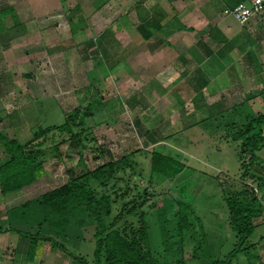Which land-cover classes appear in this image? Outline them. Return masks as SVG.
<instances>
[{
    "label": "rangeland",
    "instance_id": "1",
    "mask_svg": "<svg viewBox=\"0 0 264 264\" xmlns=\"http://www.w3.org/2000/svg\"><path fill=\"white\" fill-rule=\"evenodd\" d=\"M128 1L34 0L35 22L26 26L25 30L29 38H36L32 46L41 48H35L31 57H37V60L46 59L49 66H46L44 72L45 79L50 81L51 94L63 93V102L51 97L41 106L34 101L32 121L23 130H17L13 126L15 116H9L6 112L1 113L6 119L0 123L2 122L5 131L11 130V138L16 136L24 142L32 138L40 126L65 122L67 113L79 107L78 116L85 122L83 125H74V131L81 133L84 145L79 143L81 137L79 140L77 137L73 138L69 132H50L42 147L53 148L55 151L44 157L42 174L24 189L21 188L12 203L7 202L4 205L0 211V225L7 227L11 223L23 230L44 232L37 223L12 222L10 209L5 210L10 205L12 209L63 184L70 177L93 170L100 163L122 157L128 151L140 147V151L131 155L136 160L135 165H127L125 170H120L107 187L90 180L98 194L107 192L111 195L113 210L110 215H106V220L110 222L126 205L120 226L125 224V220H133L137 225L141 217L139 213L143 211L149 229V248L162 264H173L179 257L171 248V241L175 237V216L179 205L184 204L190 210L195 231L192 236L187 234L183 242L189 254L194 244L197 246V255L187 256L186 264H217L218 260L226 257L238 240L229 222L226 200L228 194L238 192L246 185L249 194L258 195L264 203V189L260 187L259 181L244 174L248 156L241 153V140L233 135L237 130L235 125L245 123L258 114H264V94L258 92L261 87L246 85L247 91H243L251 95L258 93L259 96L257 99L244 101L246 98L242 93L243 88L236 89L232 86L235 94L230 100L231 108L200 115L193 112V106L176 103L179 99L176 95H171L168 99L162 98L153 106L146 104L156 98L152 88L138 90L137 76L143 73L138 47L143 42V36L134 34L138 33L134 30L135 22L131 19L129 32L133 31L130 36L134 39L130 50L136 49V53L132 52L128 59L123 60L122 50L119 49L121 45L116 47V40L110 43L112 46L108 50L115 45L116 50L113 51L119 53L118 55H106L103 46L108 45L105 40L111 30L108 28L109 31L105 33L101 28L117 20L119 23L111 26L117 31L125 19L131 18L125 12ZM224 7L217 12H224ZM27 9L31 10L29 5ZM14 16L18 18L16 12ZM118 35L123 36V33ZM113 37L117 38L116 35ZM90 38L95 39L97 44L94 49L88 46L86 50V42ZM43 47L45 50L49 49V53H37ZM31 63L35 65L34 62ZM179 88L176 87L175 90ZM229 91L227 89L225 93ZM143 94L145 99L141 97ZM181 97L188 98L184 94ZM89 105L90 114L85 115ZM107 149L112 155L107 152L101 155V151ZM153 151L183 160L186 167L172 178L161 173H152ZM4 153L6 152L0 138V160ZM258 154L260 159L255 171L264 175V148ZM113 182H116L115 187ZM126 188L128 193L120 196ZM145 194L148 201L142 208L138 206L139 211L132 209L130 213L126 212L137 204L133 201L134 196L139 195L142 200ZM2 197L0 187V198ZM256 222L259 225L246 242L253 245L250 249L241 251L231 264H264V212L256 218ZM94 225L95 222L89 223L86 220L82 227L75 226V234L63 238L60 235L54 236L94 264ZM166 231L169 233L167 239L170 245L165 242ZM26 239L30 241L29 237L20 236L16 247L3 243L0 248V264H80L59 247H53L49 240L42 238L38 239L35 253L29 258L27 244L24 243ZM257 255L261 256L262 261Z\"/></svg>",
    "mask_w": 264,
    "mask_h": 264
},
{
    "label": "crops",
    "instance_id": "2",
    "mask_svg": "<svg viewBox=\"0 0 264 264\" xmlns=\"http://www.w3.org/2000/svg\"><path fill=\"white\" fill-rule=\"evenodd\" d=\"M238 1L240 0H133L131 3L129 0L125 12L131 18L125 19L123 24L118 26L117 31L111 27L119 23L117 20L101 28L102 32L111 30L105 40L108 45H103L105 54H119L113 51L116 50L115 45L108 50V47L112 46L110 43L115 40L116 47L121 45L119 49L122 50L123 60L128 59L132 52L136 53V49L130 50L131 42L134 40L130 36L133 31L129 32L132 19L135 22L134 30L138 32L134 34L143 36L141 39L143 42H140L138 47L143 71L137 76L138 90L152 88L156 98L146 104L153 106L162 98L168 99L169 96L176 95L179 97L176 103L193 106L196 115L222 112L224 108L232 106L230 100L235 94L234 89H231L232 86L236 89L243 88L242 93L246 98L244 101L257 99L259 94L251 95L246 92L245 87L250 84L252 87H261L258 92L264 94V12L245 26L234 16L217 12L224 6V8L232 6ZM0 2L2 4L0 9L6 11L5 15L0 17V121L6 119L1 115L6 112L9 116H15L13 126L17 130H23V127L32 121L34 101L44 106L46 99L55 97L62 103L64 96L62 92L51 94L50 81L46 80L44 75L46 66H49L46 59L40 61L37 57H31L32 52L35 53V48H41L32 46L36 38L34 40L29 38L25 30L26 26L35 22L34 0H0ZM28 5L31 10L27 9ZM24 6L26 8H23ZM15 12L18 18L14 16ZM146 21H151L150 24H157L160 21L162 27L151 29L152 34L145 37L138 26ZM215 26L220 29L215 36L222 39L224 34L228 41L217 42L212 32ZM120 33H123V36H119ZM114 34L117 38L113 37ZM96 44L97 41L90 38L86 42L85 49L89 47L94 49ZM97 51L98 48L95 53ZM41 52L49 53V49L45 50L43 47L37 51V53ZM133 80L136 78L133 77ZM176 87H180L179 90H175ZM227 89L230 91L226 94ZM181 92L188 98H182ZM141 97L146 98L144 94ZM24 104L27 106L24 107ZM2 132L11 138V130L5 131L1 122L0 134ZM1 142L6 152L0 160L3 162L9 157V152L3 140ZM106 152L112 155L109 149L102 150L101 155ZM22 189L3 193V197L0 198V211L7 202L12 203V199L17 198L16 193ZM9 209L11 205L5 211ZM20 236L23 235L15 230L0 231V248L3 243L11 247L15 246ZM24 243L27 244L28 255L31 243L27 239ZM257 256L260 259L261 256ZM260 260L262 261V258Z\"/></svg>",
    "mask_w": 264,
    "mask_h": 264
},
{
    "label": "trees",
    "instance_id": "3",
    "mask_svg": "<svg viewBox=\"0 0 264 264\" xmlns=\"http://www.w3.org/2000/svg\"><path fill=\"white\" fill-rule=\"evenodd\" d=\"M5 13V10L0 9L1 18ZM150 23L151 21H146L138 26L145 37H149L152 34L151 29L162 27L160 21L157 24ZM218 31H220L218 26L212 28L213 36L217 42L228 41L224 34L222 39L215 36ZM100 101L103 100L100 99ZM90 110L91 106L89 105L85 115L90 114ZM79 113L80 108H74L67 113L65 122L46 127L40 126L38 132L24 142L18 138H9L5 132L0 134V138L9 152V157L0 162V187L2 193L21 189L35 181L42 174L44 171V157L49 152L55 151L53 148L42 147L50 132L53 130L69 132L71 137H77L79 140L81 133L74 131V125H83L85 122L84 119L79 118ZM235 126H237V130L233 132V135L241 140V153L248 156L246 164L243 162L245 164L244 174L258 180L260 187L264 189V175H260L255 171L257 161L260 159L258 151L264 148V114L253 116L247 122H242ZM79 143H83L82 137ZM140 149V147L134 148L122 157L100 163L93 170H88L76 177H70L63 184L9 210L12 222L37 223L44 232L41 230L38 232L23 230L11 223L7 227L0 225V231L15 230L19 234L29 237L31 243L28 252L29 258H32L35 253L38 239L42 238L49 240L53 247H59L80 264H92L87 257L75 253L63 241L58 240L54 236L60 235L63 238L70 234H75L73 232L76 231L75 226L79 228L82 227L86 220L89 223L92 221L95 222V231L93 233L95 239L94 264H162L148 246L149 229L145 213L143 211L139 213L141 217L137 225H135L133 220H125V224L120 226L125 214V205L108 222L106 215H110L113 210L111 195L107 192L98 194L97 189L90 181H97L100 186L107 187L120 170H125L127 165H135L136 160H133L131 155L140 151ZM185 167L183 160L160 151H153L151 157L152 173H161L172 178L183 171ZM115 184L116 182H113L114 187ZM123 191L120 196H125L128 193V188ZM140 199L139 195L134 196L133 201L137 202V204L133 208L126 210V212L130 213L132 209L133 211H139L138 206L142 208L148 201L146 194L142 200ZM226 200L229 207V222L235 230L238 240L226 257L218 260L217 264H231L241 251L251 248L253 244H246V242L259 225L256 222V218L260 217L264 212L262 199L254 193L249 194L246 185L240 191L228 194ZM183 205H179L175 216V237L171 241V248L175 250L174 253L179 257L173 264H186L187 256L195 257L197 255L196 244H194L195 246L189 254L183 242L187 234L192 236L195 231L193 221L190 218V210H187L186 205ZM199 221L201 222V220ZM77 230L79 231V229ZM167 231L165 233V242L170 245L168 244L167 236L169 233Z\"/></svg>",
    "mask_w": 264,
    "mask_h": 264
},
{
    "label": "built area",
    "instance_id": "4",
    "mask_svg": "<svg viewBox=\"0 0 264 264\" xmlns=\"http://www.w3.org/2000/svg\"><path fill=\"white\" fill-rule=\"evenodd\" d=\"M263 12L264 0H240L224 9L225 14L234 16L243 26Z\"/></svg>",
    "mask_w": 264,
    "mask_h": 264
}]
</instances>
